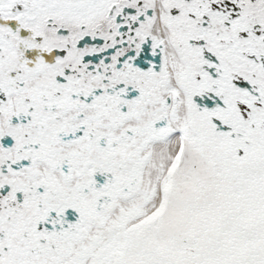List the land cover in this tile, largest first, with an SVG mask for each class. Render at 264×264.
I'll use <instances>...</instances> for the list:
<instances>
[{
	"label": "snow or ice",
	"instance_id": "obj_1",
	"mask_svg": "<svg viewBox=\"0 0 264 264\" xmlns=\"http://www.w3.org/2000/svg\"><path fill=\"white\" fill-rule=\"evenodd\" d=\"M0 264H264V0H0Z\"/></svg>",
	"mask_w": 264,
	"mask_h": 264
}]
</instances>
